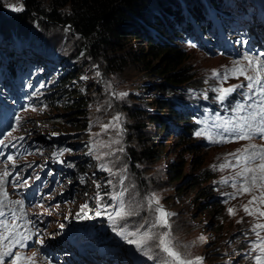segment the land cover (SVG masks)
Wrapping results in <instances>:
<instances>
[{"label":"rangeland","instance_id":"1","mask_svg":"<svg viewBox=\"0 0 264 264\" xmlns=\"http://www.w3.org/2000/svg\"><path fill=\"white\" fill-rule=\"evenodd\" d=\"M148 1L151 13L158 0ZM216 1L218 7L206 3L205 11L216 30L229 37V46L219 51L221 45L217 41L199 43L184 35L175 37L177 48L183 51L181 65L187 69L190 79L168 91L158 85L163 77L158 71L161 58L143 63L124 57L110 60L109 54L92 50L83 54L81 38L68 26L40 23L34 16L23 15V0H0V33L13 29L21 33L18 26L25 31L31 25L37 27L32 28L41 39V47L22 48L26 49V56L30 58L27 60L32 63L30 70L45 82L36 95L39 97L32 99L30 94L33 93L26 92L28 100L20 106L16 120L0 138L10 149L17 145L22 151L20 154L7 151L1 156L0 150V174L10 173L0 183V211L4 213L0 221L17 225V231L29 237L24 241L26 247L17 245L13 252L27 257L35 254L36 264H161L166 256L154 245L145 256L113 230L116 227L135 231L141 225V231L147 230L156 216L155 205L149 207L147 198L155 193L160 205L175 214L169 217V223L182 254L189 258L203 257V264H255L254 257L259 252L252 251L257 240L252 229L256 223H264V217L248 215L243 205L259 193L254 191L231 198L227 194L236 193L243 178L237 176L239 167L222 168L221 165L229 161L235 165L236 160L229 153L248 144L264 145V137L256 135L252 140L220 144L209 141L207 135L216 137L217 133L223 132L219 125L235 115L233 107L247 92L248 81L244 76L229 75L224 80V71L237 62L247 65L245 57L253 56L244 53L241 57L242 51L260 54L264 61V0ZM9 5L23 10L14 11ZM184 10V18L186 16L195 23L190 10ZM220 12L227 15L223 13L220 18ZM258 18L263 20L262 23ZM153 21L159 25L162 19L155 16ZM242 27L251 29L253 40L245 41L240 31ZM10 35L4 32L8 40H14L16 34ZM130 41L134 48L145 45L141 38ZM18 49L0 50V70L6 69L9 57L13 58L16 69L23 68L16 54L21 51V46ZM39 56L42 58L38 59ZM34 59L41 63L34 64ZM60 60L64 70L55 65ZM153 63L158 67L148 69ZM71 69L81 70L74 83L86 84V104L81 109L71 110L61 102L50 106L41 92L46 91L42 92L46 95L49 88L56 85V70ZM214 70L220 72L219 77L213 76ZM248 75H255V72L248 68ZM39 84L36 88H40ZM241 84L245 87H237L224 102L216 99L219 93L215 89ZM120 93L127 95L121 97ZM162 99L167 102L185 99L192 103L191 118L187 122L189 128H184L171 112L162 113L159 108ZM117 115L121 117L123 132L117 128L105 131L103 125L115 123L113 117ZM160 121L167 123L166 129H160ZM182 128L185 137L181 138ZM202 129L207 135L197 136L196 132ZM115 140L120 143H112ZM121 147L124 151H117ZM146 147L157 150L158 155L143 156ZM104 153L113 154L105 156ZM9 156L13 157L14 163L8 160ZM97 156L101 159H96ZM173 162L181 169L180 178L171 174ZM101 164L112 172L101 169ZM59 173L62 176L46 186V178L52 179ZM39 174L40 177L35 178ZM193 180L196 184L191 183ZM233 183L236 188L232 187ZM118 192L125 193L124 203L132 214L113 225L104 213L115 211L110 205L118 203L112 198ZM257 206L264 208L259 202L250 207ZM228 208H234L236 214L230 215ZM97 212L101 215L97 216ZM165 230L154 229L157 232ZM3 231L0 228V232ZM258 231L264 237V230ZM81 239L83 246L75 243ZM10 242L11 239L0 242V251ZM88 251L94 252L89 255ZM11 260L12 257H5L4 264H11Z\"/></svg>","mask_w":264,"mask_h":264},{"label":"trees","instance_id":"2","mask_svg":"<svg viewBox=\"0 0 264 264\" xmlns=\"http://www.w3.org/2000/svg\"><path fill=\"white\" fill-rule=\"evenodd\" d=\"M207 1L214 7L218 6L216 0ZM154 2H157V0H154ZM23 3L25 6L23 15L27 17L29 15L34 16L40 23L66 25L69 30L72 29L77 33L82 40L83 54L92 50L94 53L103 52L109 54L110 60H116V57H124V59L133 60V62L138 60L143 63L161 58L162 63L158 71L162 73L163 77H160L158 85L161 89L168 91H171L174 85L190 79L187 69L181 65L183 51L177 48V42L174 41L175 37L184 35L192 42L195 41L190 39V37H199L197 31H193L195 24L186 16L184 18V13L186 15V10L184 9L190 10L193 16L192 21L198 23L199 28L203 29L204 26H207V22L210 21L208 13L205 11V0H158L151 13L149 12L150 3L148 0H23ZM147 10L148 12L144 14ZM155 16L162 19V22L159 23L160 26L154 23ZM31 26L37 28L34 25ZM31 28H27L28 30L25 31L18 26L21 33L16 32L14 29V32L12 30L10 32L4 31L13 36L15 33L14 40H8L9 37L4 36V32L0 33L1 51L7 52L13 48L19 50L18 48L21 46V51L16 53L20 57L18 61L23 66V68L19 67V69L26 67L27 70H30L29 66H32V63L27 60L30 58L26 56V49L41 47V39L35 35L33 28ZM189 28L192 31H188ZM171 31H174L172 35H170ZM158 35L160 36L158 37ZM132 38L143 39L145 45L137 48L132 47L133 45L130 41ZM22 46H25L26 49L22 48ZM11 55L13 54H9V56ZM40 58L42 57L39 56L38 59ZM32 62L34 64L41 63L40 60L35 59ZM60 62L61 60L55 65H59L60 69L64 70L65 68L60 65ZM13 64V58L9 57L5 63L6 69L4 70L6 71L0 72L14 76L17 69H15L16 67ZM42 65H45V63H42ZM152 67L156 68L158 66L153 63L148 66V69ZM56 73V85L49 88V92L46 95L42 94V92L46 91L41 92V95L47 98L45 100L46 103L50 106H55V104L61 102L68 110L72 108L81 109L88 98L86 84L74 83V79L81 73V70L75 71V69H71V71L66 70L65 72L56 70ZM41 84L45 85V83ZM185 103H187L185 99H180L176 102H167L162 99L159 108L162 113L171 112L172 116L174 115L179 122L184 124V128H189L190 124L187 122L191 118L189 115L190 107ZM181 108L187 112L180 111ZM171 115L170 117H172ZM156 118L157 116L154 119ZM160 124L161 130L167 128L165 121H160ZM184 128L180 132L181 138L185 137ZM143 151V156L145 157L158 155L155 153L157 150L149 147H146ZM76 164H79V162L76 161ZM79 166L81 168L80 164ZM170 170L174 178L181 177V169L177 167L176 162H173ZM72 177L71 175V179ZM194 181H191V183H194Z\"/></svg>","mask_w":264,"mask_h":264},{"label":"snow or ice","instance_id":"3","mask_svg":"<svg viewBox=\"0 0 264 264\" xmlns=\"http://www.w3.org/2000/svg\"><path fill=\"white\" fill-rule=\"evenodd\" d=\"M14 11H22L21 7H16L15 5H9ZM264 55V54H262ZM247 60V65H242L236 63L232 68L226 69L223 74V79L227 80L229 75L244 76L248 81L246 87L247 92L244 94L246 99L244 102H237L233 107L232 111L235 115L229 119L224 120L222 124L219 125L223 129V132L217 133L216 137L207 135L205 130L196 132L197 136L207 135V139L213 143H230L232 140H252L254 136L260 135L264 137V61H261L259 57H245ZM248 68H251L255 75H248ZM213 76H220V72L217 70L213 71ZM237 87H245V85H233L228 88H217L215 89L219 95L216 99L220 102H224L228 96L233 93ZM121 97L126 96L127 93H120ZM254 97H258L253 103V105H247V100H253ZM251 111H247L248 108ZM246 112V115H240V113ZM220 119V117H217ZM115 123L103 125V129L107 131L109 128H117L119 132L122 133L123 129L120 125L121 117L119 115L113 117ZM112 143H120V140L112 141ZM0 144L3 141L0 140ZM110 147V145H105ZM117 151L123 152L124 148L121 147ZM113 153H104L103 155H112ZM229 156L234 157L236 164L232 165L231 162H227L221 167H239L237 176L243 178V182L237 189L236 193L227 194L231 198H235L236 195H242L246 193H252L254 191L259 194L252 195L248 204L243 205V210L250 216L264 217V208L257 206L255 208L250 207L251 205L257 204L264 205V145L248 144L243 149H238L236 152L229 153ZM96 159H101V156H97ZM8 160H13L12 156L8 157ZM14 163V160H13ZM101 169L112 172L110 168H107L105 164L100 165ZM215 167V166H213ZM10 173L5 171L0 174V183L4 182V178ZM235 179V177L233 178ZM227 183V180L224 181ZM110 183V181H109ZM233 188H236V184L233 183ZM124 192L114 193L112 198L117 200L116 205H110L115 209L114 212H105L108 219L116 225L117 220L124 219L126 216L131 215L124 203ZM149 207L155 205L154 212L156 213L154 221L151 222L150 227L147 230L141 231L140 227H137L135 231H128L123 228L117 229L113 228L114 231L118 232V235L122 237L130 245H134L135 248L143 253V255L148 256L152 250V246L159 249V251L165 254L166 259L161 261V264H203L204 258L196 256L194 258H189L187 255L182 254L178 249V241L173 236L171 231V225L169 223V217L175 215L174 213L167 212L162 205H160L159 197L153 193L147 198ZM16 203H22L17 201ZM87 207L86 205L84 206ZM228 213L230 215H235L236 210L234 208H228ZM4 213L0 211V216ZM97 216L101 215V212L96 213ZM13 218L15 214H13ZM63 227V225H61ZM0 228L4 231L0 232V242L5 240H10L8 245H5L4 250L0 251V264H4L5 257H12L11 264H36L33 257H27L20 252H13V249L19 245L21 248L26 247L24 241L29 237L24 236L21 232L17 231L18 226L15 224H10L7 220L0 221ZM156 228L166 229L162 232L154 231ZM258 230H264V223H256L253 226L252 231L255 232L257 240L253 243L252 251L259 252L258 255L254 257L255 264H264V237L260 236ZM203 239V237H201ZM43 243V241H40Z\"/></svg>","mask_w":264,"mask_h":264},{"label":"bare ground","instance_id":"4","mask_svg":"<svg viewBox=\"0 0 264 264\" xmlns=\"http://www.w3.org/2000/svg\"><path fill=\"white\" fill-rule=\"evenodd\" d=\"M259 19V18H258ZM258 30V29H257ZM238 142V141H237ZM233 143H236L235 141ZM85 249V248H84ZM80 250V249H79ZM76 258V257H75ZM79 260V259H78Z\"/></svg>","mask_w":264,"mask_h":264}]
</instances>
